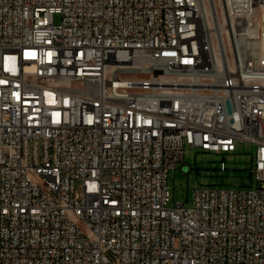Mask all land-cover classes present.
I'll use <instances>...</instances> for the list:
<instances>
[{
  "label": "built area",
  "instance_id": "2783aa9c",
  "mask_svg": "<svg viewBox=\"0 0 264 264\" xmlns=\"http://www.w3.org/2000/svg\"><path fill=\"white\" fill-rule=\"evenodd\" d=\"M0 264H264V0H0Z\"/></svg>",
  "mask_w": 264,
  "mask_h": 264
},
{
  "label": "rangeland",
  "instance_id": "374dc122",
  "mask_svg": "<svg viewBox=\"0 0 264 264\" xmlns=\"http://www.w3.org/2000/svg\"><path fill=\"white\" fill-rule=\"evenodd\" d=\"M55 22L61 23L60 15L56 16ZM255 154L256 146L247 143H239L235 153L225 154L187 146L184 163L169 173L168 185L174 195L171 204L177 202L191 206L194 191L201 187L257 186L251 177ZM222 163L226 167L225 171L221 170ZM185 168L188 169L184 172Z\"/></svg>",
  "mask_w": 264,
  "mask_h": 264
},
{
  "label": "water",
  "instance_id": "95a60500",
  "mask_svg": "<svg viewBox=\"0 0 264 264\" xmlns=\"http://www.w3.org/2000/svg\"><path fill=\"white\" fill-rule=\"evenodd\" d=\"M184 170H186V169H184Z\"/></svg>",
  "mask_w": 264,
  "mask_h": 264
}]
</instances>
